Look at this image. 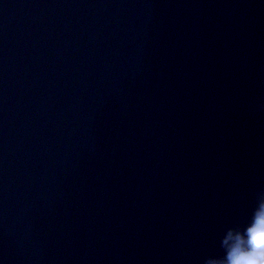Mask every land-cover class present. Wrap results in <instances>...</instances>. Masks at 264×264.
<instances>
[{"label":"water","instance_id":"obj_1","mask_svg":"<svg viewBox=\"0 0 264 264\" xmlns=\"http://www.w3.org/2000/svg\"><path fill=\"white\" fill-rule=\"evenodd\" d=\"M264 191V0H0V264H205Z\"/></svg>","mask_w":264,"mask_h":264},{"label":"clouds","instance_id":"obj_2","mask_svg":"<svg viewBox=\"0 0 264 264\" xmlns=\"http://www.w3.org/2000/svg\"><path fill=\"white\" fill-rule=\"evenodd\" d=\"M223 255L205 264H264V191L243 225L228 228L221 237Z\"/></svg>","mask_w":264,"mask_h":264}]
</instances>
